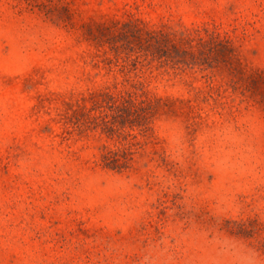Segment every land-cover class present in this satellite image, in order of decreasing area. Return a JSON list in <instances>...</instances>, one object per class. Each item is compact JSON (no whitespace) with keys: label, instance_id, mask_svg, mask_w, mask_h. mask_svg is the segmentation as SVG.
Masks as SVG:
<instances>
[{"label":"rangeland","instance_id":"rangeland-1","mask_svg":"<svg viewBox=\"0 0 264 264\" xmlns=\"http://www.w3.org/2000/svg\"><path fill=\"white\" fill-rule=\"evenodd\" d=\"M0 264H264V0H0Z\"/></svg>","mask_w":264,"mask_h":264},{"label":"trees","instance_id":"trees-1","mask_svg":"<svg viewBox=\"0 0 264 264\" xmlns=\"http://www.w3.org/2000/svg\"><path fill=\"white\" fill-rule=\"evenodd\" d=\"M131 34V39H134L137 43L140 42L141 47L154 50V52L151 53L153 59H156V57L160 60L165 59L170 61L168 63L174 62L176 65H196V53L189 48H184L183 45L177 46L172 44L169 35L165 33L156 32V34H158L157 36L153 34V32H149L148 38L146 39H142L140 36H137L136 33ZM142 40L144 43L141 42ZM187 41L189 43L194 42L191 38L187 39ZM209 42L210 41H206L202 38L200 39L201 47L208 46ZM107 96H109L110 101H114L112 106L109 107L113 112V124L119 122L122 125L130 124L131 128L144 127L150 130L152 121L159 112L164 109L163 99L149 97L148 93L143 90L142 85L140 88L135 87L134 91L127 93V96L121 101L115 100L114 98L112 99L110 95H106V97ZM101 107L102 105L99 106V108ZM102 123L106 129L110 128L109 122L106 121ZM115 128L114 126L111 130L116 131L117 129ZM134 151L135 150L132 149H123L114 152L110 151L103 158L104 166L107 169L118 172L128 170L133 161Z\"/></svg>","mask_w":264,"mask_h":264}]
</instances>
